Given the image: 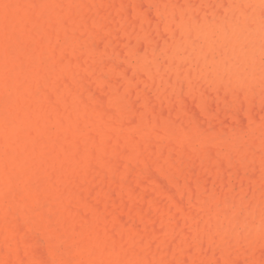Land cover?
I'll use <instances>...</instances> for the list:
<instances>
[{"label": "bare ground", "instance_id": "6f19581e", "mask_svg": "<svg viewBox=\"0 0 264 264\" xmlns=\"http://www.w3.org/2000/svg\"><path fill=\"white\" fill-rule=\"evenodd\" d=\"M228 2L218 8L207 0L206 9L195 0H0V264L23 257L26 264H193L211 244L235 243L238 224L249 244L260 243L264 192L254 209L225 180L232 158L264 164V120L248 126L240 117L244 124L229 129L205 125L211 110L205 87L219 77L237 80L239 100L264 90V11H248L249 2L264 8V0ZM152 29L160 38L170 34L162 46L151 45ZM130 35L134 46L126 44ZM118 74L122 82L113 79ZM186 94L205 107L202 122L184 107ZM163 100L177 103L174 114L163 111ZM210 149L205 168L212 182L203 171L197 182L185 162L176 163L194 155L204 167ZM150 165L176 194L153 179ZM256 175L249 177L258 181ZM133 184L159 191L160 199H146ZM155 223L168 229L161 234ZM36 239L42 242L34 248Z\"/></svg>", "mask_w": 264, "mask_h": 264}, {"label": "rangeland", "instance_id": "374dc122", "mask_svg": "<svg viewBox=\"0 0 264 264\" xmlns=\"http://www.w3.org/2000/svg\"><path fill=\"white\" fill-rule=\"evenodd\" d=\"M198 1V2H197ZM211 1V4L213 5V6H216V7H218V8H220L221 7V3L224 1V3L229 7L230 5V2H228V0H210ZM195 2H196V4H198V5H200V6H203V7H205L206 9H208V5H207V0H195ZM143 5V4H142ZM144 5H145V7H143V9H146L147 10V6H146V4L144 3ZM248 7H250L249 9H248V11H249V13L250 14H254V13H261L260 11H262V13H263V11H264V8L263 7H260L259 5H257V4H255L254 2H249V4H248ZM263 9V10H262ZM152 17L154 18L155 17V19L157 18L156 16H155V13L154 12H152ZM152 32V46H154V48L155 47H157V46H162L163 44H164V42L170 37V34L169 33H165V32H163V35H165L164 37H161L160 38V35L161 34H158L157 35V33L152 29L151 30ZM258 31H259V34L260 33H262V31H263V29L260 27L259 29H258ZM168 35V36H167ZM133 35H130V37L127 39V41H126V44L127 45H130V46H134L135 44H136V40H135V36H133ZM162 36V35H161ZM156 37V38H155ZM133 38V39H132ZM164 38V39H163ZM112 40L114 41V40H116V37H114V38H112ZM256 40H258V39H256ZM158 41H160V45H158ZM115 42V41H114ZM132 42V45L130 44ZM100 43H102V42H100ZM99 45V44H98ZM102 46V45H101ZM100 46V47H101ZM119 46V44H117L116 42H115V44H114V48H117ZM121 46V45H120ZM118 47L117 49L119 50V49H121L122 47ZM189 49L187 48V49H184V52H183V54L184 55H188L189 54ZM124 69H126L125 67H123ZM262 71H264V63H263V65H262ZM126 72H127V70H126ZM164 73H165V76H167L168 74H169V71H164ZM114 78V80L115 81H117V82H122V75L121 74H118V75H116V76H113ZM259 78H262V76L259 74ZM197 83L198 84H201L202 82L201 81H197ZM206 86V85H205ZM229 86V87H228ZM236 86H237V80L236 79H233V78H231V77H219L218 78V80L216 79L214 82H212V83H210V84H208L206 87H205V94L207 95V101H206V104L208 105V106H206L207 107V109H210L211 108V110H213L212 112H210L209 110V114H210V116L208 117V118H206V126H212L214 129L216 128L215 126H216V123L218 124L217 125V129H221V128H227V129H229L230 127H233V124H234V127H238L240 124H241V122H242V119H241V122H240V117L241 118H243V120L245 119V125H248V126H251V125H253V123L255 122V121H258V120H260V119H263L264 120V90H262V91H260V93H258V94H256V96H254V97H251L250 95H249V93H247V92H245L244 94H242V97L240 98V100L239 99H236V97L234 96V92H235V90H236ZM91 87V86H90ZM149 91V93H148V97H150L151 96V98H149V102L151 101H155L154 100V97H152L153 96V93L151 92V89H148ZM229 94V95H228ZM191 94H186L185 96H184V107L186 108V106L188 105V107L186 108V110L188 111V112H190V117L191 118H195V120H198L197 119V117L198 116H200V119H201V121L200 122H202V119H204V110H205V107H203V104H200V103H198L193 97H192V95L190 96ZM219 95V96H218ZM225 95H227L226 97H225ZM211 97V98H210ZM188 98V99H187ZM222 98V99H221ZM225 98H227V99H225ZM256 98V99H255ZM152 99V100H151ZM185 99H186V101H187V103H186V101H185ZM193 101H195V104H194V102ZM151 102H150V104H151ZM189 103V104H188ZM213 103V106H215L216 108H212V104ZM219 103H220V105H219ZM153 104V103H152ZM164 105V106H163ZM172 105H174V106H177V103H173V104H170V103H168L167 101H162V108H163V111H165V109L166 110H168L167 112H165L166 114H174L175 113V109L173 110V108L174 107H172ZM195 107H194V106ZM191 106H193V108H195V110L193 111L192 109H191ZM241 106H244L243 107V109L241 110ZM136 107L139 109V110H141L142 109V107H141V105L140 104H136ZM255 108V110H253ZM214 109H216V110H214ZM231 109V110H230ZM173 110V111H172ZM221 110H224V111H222V113H223V115H222V113H221V115L219 116L218 114L220 113V111ZM241 110V111H240ZM252 110H253V112H252ZM196 111V112H195ZM226 111V112H225ZM229 111V112H228ZM230 111L232 112V114L230 113ZM260 111H262V113L260 112ZM173 112V113H172ZM240 113V114H237L238 116L239 115H241V116H237L236 115V113ZM229 113V114H228ZM251 113L254 115L253 117H255L256 118V115L258 114V113H261V114H258V118L257 119H255V118H253L252 117V115H251ZM236 115V116H235ZM220 118V119H219ZM228 119V122H226L224 125L223 124H221V122H224L223 120H226V119ZM199 119V120H200ZM217 119V120H216ZM214 120H216L215 122H214ZM212 124V125H211ZM213 124L215 125V126H213ZM242 124H244L243 122H242ZM226 129V130H227ZM212 151L213 150H209V152H208V155L205 157V162H204V167H202L203 165V163H201L200 162V160H199V158L198 157H196V156H194V155H191L189 158H188V162H186V161H184L185 159H183L182 158V160H181V158L180 157H177L176 158V163H177V161H178V165H180V166H185V164L187 165V172H190L193 176H195L194 177V179L198 182V181H201L202 179H200V177H201V171H203V173H206L205 175H204V180H206L207 181V179H209V178H211L210 180V182H212V180H213V175H212V173H210V172H207V170L209 171V166L208 165H211V163H210V159H209V157L212 159V157H213V155H214V151H213V154H212ZM190 159H191V161H190ZM180 160V161H179ZM197 160V161H196ZM183 162H185V164L183 163ZM245 162V163H244ZM244 162H240V161H238V160H236L235 158H232V161L230 162V164L226 167V170H228V171H226V170H221L220 171V180L221 181H224V180H222L223 178H225V177H227L228 176V180H225V183H226V186L232 191V193H233V195H234V197H236V198H238V199H242V202L244 203V204H246V205H248V203L250 202V201H252L251 202V206L252 207H254V209H256V206H257V209L259 208V203L257 202V194L259 193V194H261L262 195V192H264V181H263V177H264V174H262L261 175V173L260 172H262V173H264V164L263 165H261V164H259V163H256L255 162V164H256V166H258V167H256L255 166V164H254V161H252V160H248V161H244ZM195 163H196V169L197 170H195V168H193L194 166H195ZM233 163V164H232ZM243 163H244V166H243ZM251 163V165H250V167H249V164ZM190 164V165H189ZM236 164H238L237 166H236ZM182 166V167H183ZM189 166V167H188ZM205 166H207V167H209V168H205ZM224 167V168H225ZM232 167L234 168V171H233V169H232ZM237 167V168H236ZM241 168V177H237L238 179H239V182H238V180L237 179H235V175L234 174H236L237 173V171L239 172V168ZM245 167V168H244ZM254 167H256L257 169H258V171H259V173H257V169L256 168H254ZM151 168H153L152 170H151ZM203 168V169H202ZM230 168L232 169V170H230ZM243 168V169H242ZM250 168V169H249ZM148 169L149 170H151V173H153V174H151V176L153 177V175H154V177H153V179L154 180H161L162 182H163V180H164V182H165V184L167 185L166 186V188L167 187H170V189H169V191L167 190V192H171L172 194H176V188L173 186V184H172V182L169 180V179H167V178H165V177H163L162 175H160V173L154 168V167H152V165H150V166H148ZM155 169V170H154ZM194 169V170H193ZM256 169V170H255ZM194 172H193V171ZM230 170V171H229ZM249 170L251 171V170H253L252 172H249ZM255 170V171H254ZM157 171V172H156ZM226 171V175L227 176H225V177H223L224 175H225V172ZM232 171H233V173H232ZM154 172H156V173H158V174H155ZM195 172H196V174H195ZM254 172L257 174L256 176H261L259 179L261 180V181H259V179H258V181L261 183H256L255 181H257L256 180V178H253L254 177ZM149 173H150V171H149ZM243 173V174H242ZM253 173V174H252ZM224 174V175H223ZM149 175V174H148ZM202 175V176H203ZM237 175L239 176V174L237 173ZM251 175H253V177H249V176H251ZM162 178H160V177ZM196 176H197V178H199V180H197V178H196ZM200 176V177H199ZM212 176V177H211ZM246 176H248V178L246 177ZM255 176V177H256ZM151 177V178H152ZM242 177H245V179L244 178H242ZM150 178V177H149ZM150 178V179H151ZM247 178V179H246ZM249 178H251V179H249ZM152 179V180H153ZM226 179V178H225ZM159 180V181H160ZM242 180H244V185L247 187L246 189L247 190H249L248 188L250 187V185H251V187H250V190H251V193L249 192V191H247L246 190V193L243 195V194H240V192H239V187H240V185H241V183L242 182H240V181H242ZM255 180V181H254ZM209 181V180H208ZM233 183H232V182ZM257 181V182H258ZM163 182V183H164ZM224 183V182H223ZM236 183V184H235ZM250 183V185H249V187H248V184ZM256 183V184H255ZM159 184H161V183H159ZM165 184H163V185H165ZM236 186H235V185ZM243 184V183H242ZM263 184V185H262ZM135 184H133V186H134ZM145 185H147V186H149V183L147 182V183H145ZM162 184H161V186H163ZM232 185H234V186H232ZM260 185H262L261 187H260ZM144 186V185H143ZM138 187V185L136 186H134V187H138V188H140V189H143V192H144V190H145V193H146V196L148 195H153L152 197H150V199H152L153 197L154 198H157L158 196H160L161 195V193H159V191H151L150 189H149V187L147 188V187ZM161 186H160V188H161ZM163 187H165V186H163ZM237 187V188H236ZM259 187L260 188H262L263 187V189L261 190V189H259ZM147 188V189H146ZM135 189V188H134ZM139 189V190H140ZM237 189V190H236ZM166 191V190H165ZM255 192L256 193V198H255V194L254 193H252V192ZM149 192H151L150 194H148ZM249 192V193H248ZM156 193V194H155ZM238 193V195L237 196H235L236 194ZM249 194V195H248ZM254 194V195H253ZM147 196V198L146 199H148V200H150L149 199V197ZM263 196H264V194H263ZM159 198V197H158ZM160 199V198H159ZM188 199H190V198H188ZM188 199H184V202L185 203H188ZM191 199H192V197H191ZM147 200V201H148ZM193 200V199H192ZM259 201V200H258ZM258 203V204H257ZM250 204V203H249ZM243 214H244V212H240V214H239V216H243ZM137 219H134V222L133 223H135V224H137L138 226H135L134 224V227H139V224L141 225V221L139 220L137 223ZM205 222L206 221H202L201 222V224L202 225H204L205 224ZM175 221L174 222H172V225H174V227H175ZM156 224V223H155ZM162 224V225H161ZM163 224H165V223H157L155 226H153L154 227V229H155V231H157V232H159V228H161L160 230H162V233L161 234H164L165 232H166V230L168 229V227H167V225H163ZM207 224V223H206ZM107 225V224H106ZM154 225V224H153ZM161 226H163V228L161 227ZM109 227H111L110 229H109ZM112 227H113V225L111 224H108L107 225V229L106 230H111L112 229ZM155 227H157V228H155ZM238 238H237V240H236V242L235 243H233V244H222V246H220V245H218L217 243H213V244H211L210 246H208V248L210 249V251H209V255H207L208 254V250H207V248L204 250H202V251H200V255H201V257H195V259L192 257L191 259H193V261L195 262H193L192 261V263L193 264H202L203 263V260L201 261V259H204V262L206 263L207 262V264H215L214 263V260L215 259H217L218 261H219V264H236V260L238 261L239 260V256H237V255H239L240 254V258H241V260L243 261L242 263L240 262V261H238L237 262V264H250L251 262V257H250V255L251 256H253L254 254L256 255L254 258H252L253 259V262L254 263H256V264H259V263H261V264H264V251H260V250H264V233H262L261 231H256L257 232V236L258 237H256V238H258V241L260 242V243H258L257 245H256V241L255 242H251L250 244H249V241L247 240V238H246V232H245V230H244V228H243V226H241L240 224H238ZM240 233H241V236H240ZM260 236V237H259ZM263 236V237H262ZM176 237V239H174ZM178 236H177V233H175L174 234V236H173V239L172 240H177L176 241V243L177 242H179V241H181V239H179V237L177 238ZM241 237L243 238L242 239V241L240 240L241 239ZM239 240H240V244H241V247H240V244H239ZM37 241V243H35ZM34 242V243H33ZM33 247L35 248V244H38V242H42L40 239H36L35 241L33 240ZM175 242V241H174ZM40 244V250L41 251H43L42 253H46L45 252V249L43 248L42 249V247H44L42 244L43 243H39ZM232 247H231V246ZM255 245V247L254 248H256V246H257V248L254 250V248H252L253 246ZM228 246L229 247H231V248H228ZM239 246V247H238ZM252 246V247H251ZM37 248V247H36ZM238 248V249H237ZM239 248H240V250H239ZM242 248H244V250L242 249ZM250 248V249H249ZM260 248V249H259ZM247 249V250H246ZM38 250V249H37ZM186 252H188V255L187 256H191V255H189V254H192V252H191V249H189V248H186V249H184ZM189 250V251H188ZM221 250V251H220ZM238 250V251H237ZM244 251V253H242L243 251ZM216 251V252H215ZM220 251V252H219ZM226 252V255H224V253ZM236 251H237V253H236ZM248 251V252H247ZM254 251H256V253L257 252H263V254H261V256L258 254H256V253H254ZM189 252H191V253H189ZM201 252L203 253V254H201ZM214 252H215V254H214ZM235 252V253H234ZM41 253V254H42ZM204 253H205V255H207V256H204ZM207 253V254H206ZM218 255H217V254ZM242 253V254H241ZM253 253V254H252ZM233 255L232 256V258H231V256L229 257V255ZM39 255V254H38ZM199 255V256H200ZM214 255V256H213ZM218 257H217V256ZM242 255V256H241ZM39 256H41V255H39ZM44 256V255H43ZM203 256L205 257V258H203ZM258 256V258H256ZM207 257H210L208 260L206 259ZM214 257H215V259H214ZM227 257H229V258H227ZM245 257H247L248 258V260H243V258L244 259H247V258H245ZM250 257V258H249ZM259 257L261 258V257H263L262 259H260L259 261L257 260V259H259ZM24 258V260L22 259V263L24 262V264H26V258L25 257H23ZM44 259H46V256H44L43 257ZM42 258V259H43ZM198 258V259H197ZM199 258H200V260H199ZM211 258H212V260H211ZM219 258V259H218ZM190 259V258H189ZM228 259H230V260H228ZM231 259H234V261L233 260H231ZM207 260V261H206ZM220 260H222V261H220ZM228 260V261H227ZM262 260V261H261ZM232 261V262H231ZM261 261V262H260ZM197 262V263H196ZM202 262V263H201ZM258 262V263H257ZM263 262V263H262ZM21 262H19V264H22ZM182 264V262L181 261H179V262H177L176 264ZM253 263V264H254ZM165 264H167L166 262H165Z\"/></svg>", "mask_w": 264, "mask_h": 264}]
</instances>
